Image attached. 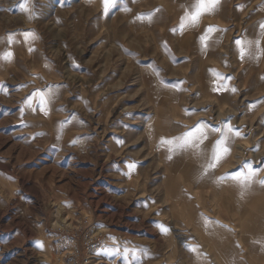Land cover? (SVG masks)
<instances>
[{"label": "rangeland", "instance_id": "374dc122", "mask_svg": "<svg viewBox=\"0 0 264 264\" xmlns=\"http://www.w3.org/2000/svg\"><path fill=\"white\" fill-rule=\"evenodd\" d=\"M163 1L111 0L104 18L97 0H27V11L25 0H0V264H69L56 252L65 234L81 248L101 243L91 264H191L199 240L169 204V143L134 73L197 83L194 41L186 48L172 29L149 26ZM28 31L38 45L7 60L8 37ZM262 82L235 99L225 86L183 104L187 124L225 132L226 166L250 165L264 192V105L244 111L264 98ZM229 100L235 110L220 108ZM76 264H88L83 254Z\"/></svg>", "mask_w": 264, "mask_h": 264}, {"label": "crops", "instance_id": "0c3cea01", "mask_svg": "<svg viewBox=\"0 0 264 264\" xmlns=\"http://www.w3.org/2000/svg\"><path fill=\"white\" fill-rule=\"evenodd\" d=\"M97 1L103 4L101 14L108 18L113 9L106 10L104 0ZM194 3L195 0H164L146 16L155 20L149 23L153 30L170 28L187 42L186 48L192 41L199 47V66L194 71L197 83L185 84L184 78L167 75L153 67L145 76L139 70L134 72L138 79L147 81L148 106L163 142L181 137L197 125L206 136L202 142L195 141L185 147L178 146L177 142L169 143L168 153L173 162L163 173L164 191L170 198L169 204L179 209L199 240L193 247L195 250L192 249L191 264H264V192L259 182L253 176L246 185L227 178L236 172H233L236 168L225 164L230 154L229 137L202 119L187 124L189 107L183 104L189 93L207 90L213 97V93L226 86L236 89L232 95L235 99L246 87L256 85L257 90L262 86L264 0H218L211 11L199 16L195 25L185 22L181 28L182 18L193 11ZM39 40L31 31L12 33L7 39V54L13 57L18 51L16 54L20 56L29 55ZM176 77L179 82L173 81ZM263 99L260 97L257 105L248 103L244 111H260ZM235 107L234 101L229 100L220 108L235 110ZM221 139L228 152L214 168H208L213 146Z\"/></svg>", "mask_w": 264, "mask_h": 264}, {"label": "snow or ice", "instance_id": "6c2138e0", "mask_svg": "<svg viewBox=\"0 0 264 264\" xmlns=\"http://www.w3.org/2000/svg\"><path fill=\"white\" fill-rule=\"evenodd\" d=\"M217 2L218 0H195V3L192 5L193 11L190 13H186L185 16L182 18V23L180 25L181 28L184 27L185 22L195 25L198 22L199 16L203 12L211 11L215 7ZM110 3H111V0H104L106 10ZM26 4H27V0H25V2L21 4L20 6L21 10L27 11ZM211 30L212 29L209 28V31ZM10 56H11V53H8L5 58H9ZM41 101H43V97H41ZM229 131H231V129H229ZM202 139H206V136H204L203 129L199 125H197L193 129L189 130L188 132H185L181 137H176V138H173V140L164 141V142L166 143L177 142L178 146L185 147V146H188L194 143L195 141L202 142ZM227 152H228V149L224 147V140L221 139V140L216 141V144L213 146V149H212L211 158L208 162V168H214L216 166V163L222 158V155L226 154ZM245 167L248 168L247 173L243 171H237L235 173L230 174L227 178L236 180L237 182L246 185L247 182L251 180L252 176L255 173L251 170L250 165H245ZM261 183H264V181H262ZM163 230L167 231V229H163Z\"/></svg>", "mask_w": 264, "mask_h": 264}, {"label": "built area", "instance_id": "2783aa9c", "mask_svg": "<svg viewBox=\"0 0 264 264\" xmlns=\"http://www.w3.org/2000/svg\"><path fill=\"white\" fill-rule=\"evenodd\" d=\"M101 249V243L96 241L89 242L84 248L77 245L76 239L68 234L58 238L56 252L69 264H76L81 255L87 259V262L96 260Z\"/></svg>", "mask_w": 264, "mask_h": 264}, {"label": "bare ground", "instance_id": "6f19581e", "mask_svg": "<svg viewBox=\"0 0 264 264\" xmlns=\"http://www.w3.org/2000/svg\"><path fill=\"white\" fill-rule=\"evenodd\" d=\"M61 220L64 221V219H61ZM61 220H60V221H61ZM199 225H200V224H199ZM199 228H200V226H199ZM202 228H203V227H202ZM202 228H201V229H202ZM88 264H91V262H88Z\"/></svg>", "mask_w": 264, "mask_h": 264}]
</instances>
